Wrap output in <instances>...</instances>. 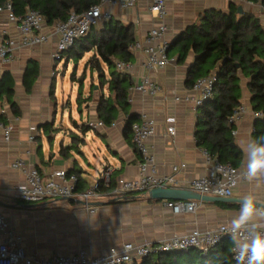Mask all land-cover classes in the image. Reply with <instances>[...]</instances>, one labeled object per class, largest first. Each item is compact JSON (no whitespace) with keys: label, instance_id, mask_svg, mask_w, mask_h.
Here are the masks:
<instances>
[{"label":"crops","instance_id":"crops-1","mask_svg":"<svg viewBox=\"0 0 264 264\" xmlns=\"http://www.w3.org/2000/svg\"><path fill=\"white\" fill-rule=\"evenodd\" d=\"M152 1L138 0L137 5L129 9L106 5L103 10L110 13L111 18L131 25L136 42H144L154 25L149 11ZM232 2L243 7V12L254 13L264 29V9L257 4L241 0H167L166 40L172 43L208 11L228 12ZM1 20L0 32L6 29L11 38L18 40L16 25ZM104 22L96 28L101 29ZM44 31L49 35L47 43L30 49L19 48L14 51L10 61L0 63V82L6 81L5 88L9 86L13 91L11 102L5 93L0 97V116L3 115L7 124L13 127L9 142L0 138V213L7 220L8 231L20 238L28 254L49 256L84 250L99 257L113 249H120L125 243L152 244L173 234L185 235L194 229L230 225L240 207H223V202L198 201L194 213L175 214L165 206V200H153L142 195H129L123 200H116L109 196L110 192L106 189L101 190L104 198L88 205L75 199H53L38 204L17 201L19 188L27 182L26 173L13 167L17 160H22L28 168L39 170L45 180L58 171L69 174L78 172V193L96 186L106 168L113 169L114 182L121 177L131 179L139 174L141 157L135 150L133 132L125 130L127 117L124 114L121 113L113 122L115 126L101 130H91L86 126L89 121L101 120L98 114L99 99L102 95L109 96L107 86L100 87L99 74L87 67L94 51L86 53L80 60L85 65L84 72H92L93 81L88 95H83L91 100L83 104L82 109L78 108L80 118L77 119V114L73 116V112H70L74 131L64 123V103L59 117L57 83L61 63L54 58L58 35L54 25L46 23ZM133 54L134 68L126 73L132 84H138L148 73L143 64L144 54L135 49ZM168 55L175 61L164 69L150 73V77L160 85L159 93L151 97L135 92L130 113L139 119L143 113L154 119L156 130L148 141L149 152L156 157L159 172L163 175H172L174 166L185 164L186 169L176 175L177 180L185 182L203 175L206 167L203 149L197 145L195 136L199 109H194L192 103L185 100L192 95L193 86L187 85V77L196 57L191 51L186 61L180 64L173 51ZM63 61L62 72H65L72 59L65 55ZM29 64L30 67L36 66V73L27 77ZM103 68L106 70L105 65ZM81 76L77 78L73 75L72 79L80 81ZM97 78L98 84L94 85L100 86L93 88ZM106 78H109L107 71ZM240 79L241 106L246 112L235 125L237 134L234 137L243 157L239 169L245 172L248 145L255 142L253 134L257 118L251 103L249 79L243 75ZM176 98L180 100L176 101ZM168 118L175 119V135L168 133ZM62 148H69L65 152L66 157ZM79 157L84 159V164ZM253 191L258 202L264 204V179L249 183L243 176L233 191V197L243 199L244 195ZM258 223L264 224V220Z\"/></svg>","mask_w":264,"mask_h":264},{"label":"built area","instance_id":"built-area-1","mask_svg":"<svg viewBox=\"0 0 264 264\" xmlns=\"http://www.w3.org/2000/svg\"><path fill=\"white\" fill-rule=\"evenodd\" d=\"M138 0H101L99 5L91 7L83 13L72 12L65 22H57L54 29L58 35V42L54 58L64 59V53L71 49L75 42L89 33L92 27H97L101 22L111 18L110 13L105 12L106 5L121 6L124 9L134 8ZM167 0H153L149 11L154 19V25L150 28L144 42H136L133 49L144 54V67L148 73L141 83L132 84L129 88L128 102L133 103L135 92L151 97L160 91V85L150 77V73L166 68L175 61L168 55L169 43L166 40L167 24ZM250 3V2H248ZM253 4V3H251ZM2 16V17H1ZM16 25L19 39L10 37L6 29L0 32V63L11 60L17 49H30L48 42L49 35L45 33L46 20L38 12L28 10L23 16L14 13L9 2L0 8V20ZM1 20V21H2ZM134 68L132 63H118V69L129 72ZM216 73L199 78L192 87V95L185 100L192 103L194 109H199L207 100L214 97ZM176 98V101H179ZM246 109L239 106L229 118V123L236 125L245 114ZM256 118L261 117L259 112ZM168 133L175 135V119L168 118ZM112 123V126H115ZM86 126L93 130L105 129L107 125L102 120L89 121ZM156 123L153 118L143 113L139 121L132 125L133 143L141 156L139 162V174L135 178H118L115 187L111 188L113 169L106 168L100 182L86 192H77L78 177L66 171H58L45 180L36 168H28L22 160L13 163V167L26 173L27 182L21 186L16 196L20 203L38 204L53 199H75L86 205L100 201L104 198L99 190H109V196L116 200H123L129 195H148L155 188H176L191 190L202 195L215 197H233V191L240 183L245 172L234 167L231 163H222L217 157L203 149L205 158V173L192 180L180 182L176 175L186 169L185 164L173 167L172 175H163L159 172V164L154 155L149 152L148 141L155 135ZM13 127L0 121V138L6 142L11 140ZM237 134L236 128L232 135ZM165 206L175 214L194 213L198 208L197 200L189 201H165ZM93 211V210H92ZM230 225H220L213 229H194L185 235L173 234L157 243L137 245L125 243L120 249H113L110 253L95 257L89 252L79 250L75 253H54L49 256L30 255L22 246L19 237L8 231V223L5 216L0 213V264H133L151 253L157 252H188L193 249L207 253L210 248L216 246L225 237H229L227 231ZM244 238L243 230L237 235V243ZM235 258V247L233 248Z\"/></svg>","mask_w":264,"mask_h":264},{"label":"trees","instance_id":"trees-1","mask_svg":"<svg viewBox=\"0 0 264 264\" xmlns=\"http://www.w3.org/2000/svg\"><path fill=\"white\" fill-rule=\"evenodd\" d=\"M241 1L260 5L264 9V0ZM9 2L16 15L23 16L28 10L38 11L51 26L57 22H65L72 12L83 13L99 5L101 0H0V8ZM135 43L133 27L110 18L103 23L101 29L92 27L87 35L77 40L63 55L64 59L67 55L69 60L78 62L86 53L95 52L87 67L99 74L102 88L106 85L109 92L108 97L102 95L99 99V118L110 126L122 113L127 117V132L132 131V125L139 118L130 113L128 97L132 82L127 73L118 69V63H134ZM172 51L180 64L186 61L191 51L195 54L194 64L187 77L188 86H193L201 77L216 73L214 97L207 100L197 113V145L217 157L220 162L231 163L239 168L243 158L242 151L235 145V137L232 135L235 125L229 123V118L241 106V75L249 79L253 110L262 114L257 118L253 138L255 142H259L256 139L264 136V29L260 19L252 12L240 13L239 6L232 2L228 12L212 10L202 15L194 25L169 44L168 53ZM35 73L36 66L30 67L29 64L26 76ZM85 74L86 71L80 78L81 83ZM5 85L6 81L0 82V97L5 93L11 102L12 88H5ZM82 91L83 84L80 85L77 97L79 109L91 100L90 97H83ZM0 121L7 123L3 115L0 116ZM67 150L69 148L61 150L65 157ZM135 150L137 151L136 148ZM75 174L78 177V188L80 176L78 172ZM112 182L111 188H114L115 182ZM99 190L104 189L100 186ZM221 205L228 208L241 207L235 203ZM233 248L231 239L225 237L207 253L197 249L188 252H157L136 260L133 264H236Z\"/></svg>","mask_w":264,"mask_h":264},{"label":"clouds","instance_id":"clouds-1","mask_svg":"<svg viewBox=\"0 0 264 264\" xmlns=\"http://www.w3.org/2000/svg\"><path fill=\"white\" fill-rule=\"evenodd\" d=\"M248 145L244 178L249 183L264 179V136ZM264 206L253 192L244 195L238 215L230 221L227 231L235 247L236 264H264ZM243 230L244 238L237 243V235Z\"/></svg>","mask_w":264,"mask_h":264},{"label":"rangeland","instance_id":"rangeland-1","mask_svg":"<svg viewBox=\"0 0 264 264\" xmlns=\"http://www.w3.org/2000/svg\"><path fill=\"white\" fill-rule=\"evenodd\" d=\"M64 59H57V62H60V69H59V76H58V85H57V95H58V99H59V117H61V111H62V104L64 103L66 105V107H63L65 109V119H64V123L67 124V127L70 130L74 129L72 128V124L70 123V112H73V116L77 114V119H79L80 117L78 116L79 110H78V104H77V95L80 91V85H82V83L80 81H76L72 79V76L75 75L77 78H79L85 69V65L82 61H70V63L67 66V69L65 70V72L63 71V67L65 62L63 61ZM62 69V70H61ZM62 75H64V77H62ZM96 75V73L94 74ZM86 80L84 86H83V95L86 96L88 95V89L90 87V84L92 83V72L90 70L87 71L86 74ZM98 84V78L93 82ZM95 85L94 88H96L99 85ZM102 87V86H100ZM60 119V118H59ZM60 121V120H59ZM84 121H86V117L84 118ZM59 125V124H58ZM93 130V129H91ZM63 131H60V133H62ZM79 156V155H78ZM80 159L81 163L84 164V159L82 158H78ZM95 174H97V171L95 172Z\"/></svg>","mask_w":264,"mask_h":264},{"label":"water","instance_id":"water-1","mask_svg":"<svg viewBox=\"0 0 264 264\" xmlns=\"http://www.w3.org/2000/svg\"><path fill=\"white\" fill-rule=\"evenodd\" d=\"M239 12L243 13V7H239ZM148 197L153 200H173V201H189V200H197L204 202H223V203H241L242 199L234 198V197H215L202 195L200 193L184 190V189H176V188H155L149 191ZM261 206H264L263 203H259Z\"/></svg>","mask_w":264,"mask_h":264}]
</instances>
